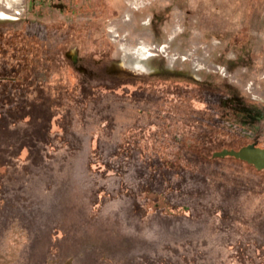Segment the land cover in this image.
<instances>
[{
  "label": "rangeland",
  "instance_id": "rangeland-1",
  "mask_svg": "<svg viewBox=\"0 0 264 264\" xmlns=\"http://www.w3.org/2000/svg\"><path fill=\"white\" fill-rule=\"evenodd\" d=\"M0 13V264H264V0Z\"/></svg>",
  "mask_w": 264,
  "mask_h": 264
},
{
  "label": "water",
  "instance_id": "water-1",
  "mask_svg": "<svg viewBox=\"0 0 264 264\" xmlns=\"http://www.w3.org/2000/svg\"><path fill=\"white\" fill-rule=\"evenodd\" d=\"M232 157L254 166L258 170H264V148L256 142L245 145L240 149H223L213 153V158Z\"/></svg>",
  "mask_w": 264,
  "mask_h": 264
},
{
  "label": "bare ground",
  "instance_id": "bare-ground-1",
  "mask_svg": "<svg viewBox=\"0 0 264 264\" xmlns=\"http://www.w3.org/2000/svg\"><path fill=\"white\" fill-rule=\"evenodd\" d=\"M0 15H1V13H0ZM143 64V63H142ZM137 66H138V64H137ZM138 68V67H137Z\"/></svg>",
  "mask_w": 264,
  "mask_h": 264
}]
</instances>
